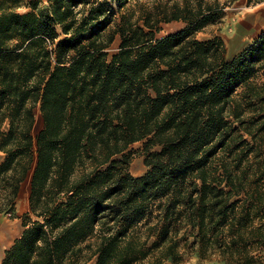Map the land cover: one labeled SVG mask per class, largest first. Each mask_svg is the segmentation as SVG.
I'll list each match as a JSON object with an SVG mask.
<instances>
[{
	"label": "trees",
	"instance_id": "trees-1",
	"mask_svg": "<svg viewBox=\"0 0 264 264\" xmlns=\"http://www.w3.org/2000/svg\"><path fill=\"white\" fill-rule=\"evenodd\" d=\"M223 9L158 0L111 29L105 1L0 0V213L32 173L0 264H177L183 247L264 264V34L227 60L223 40L197 38Z\"/></svg>",
	"mask_w": 264,
	"mask_h": 264
},
{
	"label": "rangeland",
	"instance_id": "rangeland-1",
	"mask_svg": "<svg viewBox=\"0 0 264 264\" xmlns=\"http://www.w3.org/2000/svg\"><path fill=\"white\" fill-rule=\"evenodd\" d=\"M43 4L48 3V0H41ZM94 1V0H93ZM100 2H108L111 6L113 15L115 16L111 29H114L117 24L121 22L123 15L130 17L133 21H136L137 16L141 11V7L148 6L150 8L157 4L158 0H123L126 4L123 9L118 7L119 0H98ZM167 2V0H162ZM182 2V0H179ZM197 3L198 0H195ZM263 4V3H261ZM261 4H249L248 0H238L230 2V0H204V5H220L223 12L218 20L210 24L204 31L197 34V38L201 41H211L215 38H220L226 44L227 53L226 59L232 60L238 56L243 50L253 48L256 41L264 34V27L261 25L264 21V11L262 7H258ZM82 8V6L80 7ZM185 27V23L182 21L172 22L170 24H162L161 32L158 34L159 38H162L168 34L180 31ZM120 38L118 37L115 44L110 49V53L114 54L119 50ZM253 82L258 85L264 84V71H260ZM38 109V108H37ZM44 123L41 119H36V125L33 131L34 137L43 129ZM250 140L249 137H247ZM145 142H139L133 145L125 155H127V161L123 168L133 176H142L147 172L143 154ZM3 156L0 154V162ZM118 159H121L118 157ZM31 180L28 179L23 187L27 184L30 186ZM23 189V188H22ZM31 189V188H30ZM29 196L27 202L22 205L20 200H17L15 214L10 215L6 213H0V262L4 257L5 250L9 248L14 241L21 235L23 231L22 217L24 214L30 211ZM183 257L181 262L177 264H224L219 259L218 255L207 256L203 258L199 256L197 250H187V247L182 249ZM264 255V250H259L257 253ZM89 264H95L91 262ZM164 264H175L173 261H167Z\"/></svg>",
	"mask_w": 264,
	"mask_h": 264
},
{
	"label": "bare ground",
	"instance_id": "bare-ground-1",
	"mask_svg": "<svg viewBox=\"0 0 264 264\" xmlns=\"http://www.w3.org/2000/svg\"><path fill=\"white\" fill-rule=\"evenodd\" d=\"M35 115H36V119H41L40 108L36 109ZM29 192H30V186L27 184L25 187H23L20 197H19L20 203L22 202V205H24L27 202ZM1 231L2 230L0 228V234H1Z\"/></svg>",
	"mask_w": 264,
	"mask_h": 264
},
{
	"label": "crops",
	"instance_id": "crops-1",
	"mask_svg": "<svg viewBox=\"0 0 264 264\" xmlns=\"http://www.w3.org/2000/svg\"><path fill=\"white\" fill-rule=\"evenodd\" d=\"M262 6H263V7H262ZM258 7H262L263 9H261V10L264 11V2H263V4L259 5ZM262 23H263V24H261V25L264 27V21H263ZM262 35H263V34H261V36H262ZM117 39H118V37H117ZM35 125H36V124H35ZM0 154H1V153H0ZM1 155H2V154H1ZM2 156H3V155H2ZM28 179H30V180L32 179V173L30 174V176H29ZM28 179H27V180H28ZM27 180H26V181H27ZM26 181H25V182H26ZM25 182H24V183H25ZM24 183H23V185H24ZM23 185H22V187H21V191H22ZM30 188H31V182H30ZM21 191H20V194H21ZM20 194H19V197H20ZM19 197H18V199H19ZM29 198H30V196H29ZM18 199H17V200H18ZM16 203H17V201H16ZM29 204H30V201H29ZM2 259H3V258H2ZM0 263H1V262H0Z\"/></svg>",
	"mask_w": 264,
	"mask_h": 264
}]
</instances>
